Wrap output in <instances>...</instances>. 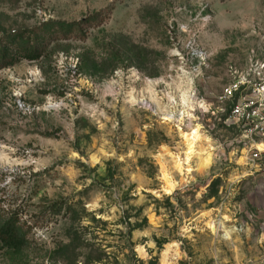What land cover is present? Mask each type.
I'll return each instance as SVG.
<instances>
[{"label":"rangeland","instance_id":"rangeland-1","mask_svg":"<svg viewBox=\"0 0 264 264\" xmlns=\"http://www.w3.org/2000/svg\"><path fill=\"white\" fill-rule=\"evenodd\" d=\"M26 47L0 67V221L26 245L0 264H264V166L220 100L264 63V0H0V57ZM190 89L208 112L169 121Z\"/></svg>","mask_w":264,"mask_h":264},{"label":"built area","instance_id":"built-area-1","mask_svg":"<svg viewBox=\"0 0 264 264\" xmlns=\"http://www.w3.org/2000/svg\"><path fill=\"white\" fill-rule=\"evenodd\" d=\"M186 95L188 97L182 104L176 101V97L168 102V111L162 114L166 115L169 121L179 123L193 112H208L206 102L199 98L197 92L190 89ZM220 100L230 102L227 121L242 129V135L251 146L250 160L264 166V149H259V145L264 141V63H255L237 76L225 87Z\"/></svg>","mask_w":264,"mask_h":264},{"label":"trees","instance_id":"trees-1","mask_svg":"<svg viewBox=\"0 0 264 264\" xmlns=\"http://www.w3.org/2000/svg\"><path fill=\"white\" fill-rule=\"evenodd\" d=\"M0 57L2 64L0 67L14 66L22 59L28 61H38L42 56V51L37 47L22 48L20 52L10 53L4 49ZM0 243L6 248L21 249L26 245V241L19 236L15 222L11 220L0 221Z\"/></svg>","mask_w":264,"mask_h":264},{"label":"bare ground","instance_id":"bare-ground-1","mask_svg":"<svg viewBox=\"0 0 264 264\" xmlns=\"http://www.w3.org/2000/svg\"><path fill=\"white\" fill-rule=\"evenodd\" d=\"M181 138L183 139V142H184L185 146L187 147L186 160L188 161L190 156L194 153V148H195L196 143L199 140H201V135L199 134V130L196 128V129H193L190 133H182ZM259 146H262V145H259ZM262 149H264V148H262ZM177 167L180 171L183 170V163L179 162L177 164ZM187 171L189 172V170H187ZM167 180H168L169 189H173L174 184L171 182V180L169 178H167ZM212 230L215 231L214 228H212Z\"/></svg>","mask_w":264,"mask_h":264},{"label":"crops","instance_id":"crops-1","mask_svg":"<svg viewBox=\"0 0 264 264\" xmlns=\"http://www.w3.org/2000/svg\"><path fill=\"white\" fill-rule=\"evenodd\" d=\"M263 146V145H262Z\"/></svg>","mask_w":264,"mask_h":264}]
</instances>
